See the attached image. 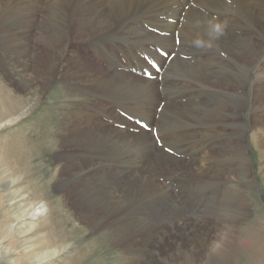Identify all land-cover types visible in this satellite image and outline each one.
I'll list each match as a JSON object with an SVG mask.
<instances>
[{
  "label": "rangeland",
  "instance_id": "obj_1",
  "mask_svg": "<svg viewBox=\"0 0 264 264\" xmlns=\"http://www.w3.org/2000/svg\"><path fill=\"white\" fill-rule=\"evenodd\" d=\"M12 4L13 7L9 8L8 12L9 11L16 12L15 15L16 18L22 13L24 14L25 17L26 15L28 18L31 16L30 17L31 21H33L31 25L33 28L31 34H33V32L36 34L37 31L39 30L38 27L39 21L41 22L44 15L43 11L41 10L43 4L42 0H29V1L15 0ZM17 7H19V9ZM0 10H5V9L3 8ZM30 12L31 14H29ZM19 33L28 35L27 29L24 26H22V29L19 30ZM44 34L40 36V39L43 40L45 39ZM151 35L154 37V39H156L155 38L156 35L150 32V37ZM69 36L72 37L73 40H77L75 37L76 31L73 30L72 32H70ZM140 41L141 43H137L132 47L128 46L126 43L118 44L116 47L109 49L111 50L110 53L114 58L116 57V59H119V57L125 55H127L126 57H131V58L135 56L143 58L142 55H146V54L142 52V47L145 48L143 45L148 40L141 39ZM74 42L75 41L70 43L66 42V44L68 43L67 45L69 46V52L71 54H77L81 58L84 57L83 59L84 61L81 60V62L82 63L87 62L88 64H90L91 67H88L89 69L93 67L92 68L93 71H95L96 70L95 68H97L99 70L101 69L102 71L107 72V74H111L112 76L111 79L112 80L114 79L115 81L114 83H112L114 84L115 88H111V89L108 88L106 94L107 95L109 94L108 95L109 97H103V99L101 100L88 95L90 83L84 82V80L86 79L84 78L83 80L82 77L79 78L80 79L79 81H76L74 80V78L71 77L70 73H67L66 71L67 67H69L68 69L71 70L72 63L71 64L69 63V60L66 57V55H62L63 54V45H62L63 43H62L58 45L59 47L57 46L56 48L58 55L61 54L60 57L58 56L57 58L58 60L61 61L58 62L57 60L58 64L57 67L55 68L57 70L56 71L57 74L55 73L54 76L56 77L57 80L51 82L47 86V88L43 92L42 97L35 103V105L29 110V112L26 115L22 116L23 118L21 120L15 122L13 128L0 130V145L4 144L9 147L8 152L5 153L6 162L7 161L9 162L8 165L13 170V173H15V175L18 177V183L20 184L16 187L17 190L21 193H24L25 198H29V199L33 198L34 201L42 200L45 201L48 205L45 215L31 219L35 222L34 223L35 226H33V228L29 229L28 231H25L24 228H22V226L18 223L25 222L24 225L28 227L30 220L28 219L29 215L22 216L21 217L22 219L15 218L14 220V218H9L8 223L9 224L13 223V229L15 228L14 226L18 224L16 226H19V229H15V230H20V233L17 234L18 233L17 232L13 239L10 238L9 240L8 235L5 236L3 234V232H6V227H3V229L5 230L0 229V264H9L8 259H11L12 263L14 264H26L29 261V259H27L25 254L21 253L22 239L27 235L31 236L32 243L36 244L37 247L36 249L42 250L41 252L45 250L41 249V246H37L40 242H43L47 247L56 246V248L60 250L57 253L43 259L39 263H34V264H120L122 259L125 258L129 259L127 257L128 255L129 257H131V260L133 259V257L134 258L136 257V260L134 262L135 263L137 262L138 264L139 263L140 264H199L200 263L199 259H202L203 262L204 260H207L208 257L211 256V255L208 256L207 253H209V251L212 250V247L214 246V244H216V242L219 241L223 242L224 240L225 241L223 244L228 245L229 243H231L236 246V248L234 249L235 255L232 257L233 260L231 259L229 264H264V182L262 180L264 179V150L261 149L263 158H260V156L256 152V149L252 146L251 142L248 141L246 142L245 138L239 140L238 147L239 148L241 147L240 148L241 151L243 150V152H247V156H249L250 158L251 161L250 169L252 171L251 179H253L255 185L253 184L254 188H252L250 192H248L249 195L246 196L245 198L246 201H244L245 199L240 198L241 196L238 193V191L235 200L233 201L232 198L231 200H229L230 194L227 192L231 191L230 193H232L234 192V190H237V188L239 190L242 184L241 181L239 182V180H237V184L233 186L232 183L235 182L229 180L231 177L229 179L223 177L224 179H222L221 176L222 175L224 176L225 174L224 172H219V173L214 172L213 174L211 172L212 169L216 167L221 168L222 165L231 161L230 158L231 156L228 151L225 150L226 151L225 152L224 149L221 148L220 150L216 151L217 153L210 154V156L212 155L211 157L208 155L209 156L208 160L206 161L202 160L199 163L200 167L202 166L201 168L207 167V169H209V171L211 172V173L208 172L205 178V173L203 171L200 172L199 170H197L195 166L193 167L194 169L192 171L189 170L190 165L191 164L193 165L192 162H194L196 158L191 155V153L184 146L183 142L179 144H173L171 142V138L175 135L182 138L181 140H184L186 138V132L184 131V127L185 124H187V120L190 115L200 116L203 114H207L209 112L210 115H214L217 117L220 115V113L228 112L227 114H230L231 112L234 113L235 111H241L242 113L241 117L248 124L251 120L250 114L247 113V111H249L252 107L250 102L252 99H256V98L259 100V98L262 97V92H260L261 91L260 89L264 90L262 86L255 85L252 80V76L253 77L258 76L259 74L260 76H262L261 72L263 71L264 68V63H263L264 57L259 56V58L257 59L254 58L253 60L244 63V61L242 60L233 59L232 57H225V55L213 54V56L212 55L204 56L206 55V53L203 51L199 53L203 55L199 56L198 53H194L193 55L189 56L186 59V63H184V65L187 66H185L184 69L181 70L180 72L181 75L179 74L176 75L178 78L182 77L178 79L176 76H168L165 72L166 71L165 69H169V61L174 58L173 55L175 52H169V53L163 52L159 48L160 46H156L154 48L152 52V56L146 55L148 56L149 59H156L157 63L160 64L159 68L155 69L153 65L149 63L147 61V58L145 57L142 60L144 62L143 66L139 68L135 66L132 67L130 71L129 70L126 71L125 63L121 64L117 61H114L113 65L116 64L117 67L115 66V68H113V66L110 67V62L108 60L99 58V56H97V51H98L97 47L83 46L82 48L79 47L77 42H75L76 44ZM33 50H34L33 52L26 51L27 53L25 52L26 54L24 53L23 55L25 56L27 55L26 57H29L31 59H33L35 55H39V57L41 56L40 58L38 57L39 59H41L38 62V64H40L39 66L41 67L44 66L42 68H46L45 65L46 66L50 65L49 58H47L48 55L42 57V55L44 56L46 52L44 44L42 47V45H38L37 43V45L34 46ZM195 55L196 57H194ZM167 56L169 57L165 60L164 58ZM211 56L214 58H212ZM156 57H158V60ZM180 59L184 60L185 58H182V56H180ZM62 61L64 64L62 63ZM81 62L77 63V67H81L82 65ZM153 64L156 65V63ZM257 66H259L260 68L259 67L257 68ZM198 68H200L199 71L201 70L200 75L194 73V71ZM229 72L240 75H246L247 77H249L251 74L252 75L250 76L248 83H245V81L241 80L242 78L239 76L237 78L236 77L227 78L230 82L228 83V80L227 79L223 80L222 76L226 78ZM209 73L211 75V77L209 78V83L208 82L205 83V79L203 78ZM27 74L29 75L30 73L27 72ZM67 74L69 75V77H67L68 76ZM119 74L120 75L122 74L121 76L123 78ZM127 74H134L146 80L154 81V83L151 84L153 86L152 94L150 93L147 96L140 98V103L143 106L145 105L144 107L150 108L149 110H147L148 115L146 117L142 116V118H144L143 120L145 121L144 126L146 129H151V127H153L152 130L153 132L150 130L149 131L144 130L138 121L129 119L127 117V115H129L128 114L129 112H131L134 115L136 110L132 111L130 109L126 111L127 113L122 111L121 106L126 105L129 108H132V106H134V100L131 93H128L129 94L128 97L127 94L123 95L124 97L122 95H119L120 97H118L117 99L114 98L112 99L111 97L112 95L110 96V94L114 89H125L126 82L129 84L135 83L136 81L144 82L142 80H134V81L132 80L131 82V79L127 78ZM192 74H194V76L197 77L192 78L190 76ZM0 77L4 81L6 80L5 82L11 88L12 91L11 94L14 98L12 105H14V107L17 104H26L32 101V99L34 98L33 92L30 91L28 92V90L23 91L17 89V87L14 86L11 83V81L4 76L2 71L0 72ZM167 83H169L171 87L165 86V84ZM197 84L199 85L197 86ZM196 87L198 88L196 89ZM202 87L204 88V91ZM70 89L71 90L73 89L72 94ZM191 94H196L197 96L189 97V95ZM218 96L237 97L238 102L236 103L229 102L230 105L222 106L219 109V106L215 105V103H217V101L220 98ZM86 97L90 99L88 100V98ZM126 97L132 100H123L126 99ZM147 100H149L150 102ZM4 103H5V99L0 96V112L2 111V105H4ZM74 104H78V105L76 106ZM191 104L192 105L198 104L196 106L197 111L194 113L185 110V108H187V106ZM246 104L248 105V107L246 108H243L244 106H241ZM74 110L76 112H73ZM245 113L247 114V116ZM71 115L76 116V119L78 118V121L82 125L90 126L88 127L90 129L92 128L105 129L119 138L118 143H115L113 145L110 144L105 150L98 151L100 153L103 152L102 154H104L103 155L104 157L102 158V161H100L101 165L97 166L98 167L96 168L97 170L95 169L96 176L105 175L108 177V178L106 177L107 180V181L105 180L106 182H109V180L111 179H116V180L118 179L119 181H124L125 184L127 185H129L127 179L129 180L131 179L133 181H137V183H140L141 180H144L146 178L145 180H147V182L150 184L151 189L149 188V190L145 192L144 197L142 196L141 198L142 199L141 210L139 212L138 211L133 212L131 210H128V212H126L125 214L126 215L125 218L123 217L121 226L125 224L128 227L130 226V228L135 227L134 231H136V232L134 231L131 232L132 234L130 233L129 239L127 240L126 244L124 242H121L122 243L121 244L115 239V237L110 236L108 229L105 228L101 230H96L90 224L82 222V219H80L81 221L78 220L74 215L75 212L73 208L70 207L66 194L59 187V182L63 180V177L61 178L62 171L60 169V165L55 159L57 158V155H55V153L56 154L57 152L60 153V151L62 150V146L60 144L61 143L60 135L63 132L62 128L66 126V120L70 118ZM180 116L181 118H179ZM230 118L232 117L230 116ZM86 121H88L87 124ZM175 126L177 128H175ZM249 133L250 131L247 132V134L245 135L248 138H249ZM175 146L177 147V149L175 148ZM175 150H177V152ZM210 152L211 151L209 150V153ZM223 153L225 155H223ZM86 154L87 153L85 151H82V156L80 157L83 159L84 157L89 158L90 156L88 157V154L87 155ZM225 156L229 158L227 159ZM184 160H186V162H184ZM147 164L148 166H145ZM177 164L179 166H177ZM187 164L189 165L187 166ZM217 164L219 167L217 166ZM148 167H150V169ZM58 169L60 170L58 171ZM117 171L119 172L117 173ZM141 172L143 175L141 174ZM126 173H129L130 175ZM225 182L226 185L224 186L223 184H225ZM201 185L203 189L205 188L204 190H202ZM223 188H227V190ZM162 189L164 190L162 191ZM168 194L171 196H169ZM165 196H169L170 198L169 197L166 198ZM238 197L240 199H238ZM161 198L162 200H160ZM226 200H228V203ZM27 201L22 202L21 206H23ZM202 206L204 207L203 208L204 210L202 209ZM209 206L211 207L209 208ZM26 207L28 206H24V208ZM2 210L3 209H1L0 212H2ZM245 211H247L248 214ZM218 217H220L221 219ZM147 223L148 225H146V228H144L145 231L143 229L142 231L144 232H142L141 227ZM226 224L227 227L233 226L231 231H229L230 234L224 228V225L226 226ZM217 226L221 229H219ZM137 228H139V230ZM217 231L219 233H217ZM214 232H216L217 234ZM220 234L223 236L221 237ZM200 241L201 242L203 241L202 243L205 244L204 250H201ZM8 243H10L11 246L7 253H3V246H6ZM147 247H149L150 249ZM139 248L142 249L140 250ZM135 250L137 251L136 254L135 252H133ZM199 251L201 253L199 257L195 259L194 257L192 258L193 253ZM38 252L40 253V251ZM210 258L211 260L212 259L215 260L213 256H211ZM128 262H130V260Z\"/></svg>",
  "mask_w": 264,
  "mask_h": 264
},
{
  "label": "bare ground",
  "instance_id": "obj_2",
  "mask_svg": "<svg viewBox=\"0 0 264 264\" xmlns=\"http://www.w3.org/2000/svg\"><path fill=\"white\" fill-rule=\"evenodd\" d=\"M14 1L15 0H0V9H3V8L5 9V10H0V70L2 71L4 76L7 77L8 80H10L11 83L17 87V89L23 90V91L28 90V92L29 91L33 92L34 98L29 103L17 104L14 107V105H12L14 98L11 94V92H12L11 88L5 82L6 80L4 81L0 77V96L5 99V103H4V105H2V111L0 112V130L1 129H7V128L8 129L13 128L15 125V122L21 120L23 118L22 116L26 115L29 112V110L35 105V103L42 97L43 92L45 91L47 86L51 82L57 80L56 77L54 76L56 71H57L55 68L57 67V64H58L57 58H58V56L60 57L61 54L58 55L56 48L58 45H60L62 43H63L62 44L63 45V54L62 55H66V57L69 60V63L70 64L72 63V69L70 70V69H68L69 67L66 66L67 70L66 69L65 70L67 71V73H70L71 77L74 78V80H76V81H79L80 77H82L83 80L85 78L86 80H84V82L90 83L88 95L93 96L99 100L103 99V97H109L108 96L109 94L107 95L106 91L108 90V88L109 89L115 88L114 84H112L115 82L114 79L113 80L111 79V77H112L111 74H107V72H104L101 69L99 70V69L95 68L96 69L95 71H93V69H92L93 67L91 68L92 70L89 69L88 67H91L90 64H88L87 62H83V63L81 62V60L84 61L83 60L84 57L81 58L77 54H71L69 52V46L67 45L68 43L75 41V42H77L79 47H82V48H83V46H95L98 48L97 56H99V58H101V59L108 60L110 62V67L113 66V68H115L116 64L113 65V62L117 61L121 64L125 63L126 64V71H128V70L130 71V69L132 67L137 66L139 68V67L143 66L144 65V62L142 61L143 59L140 57H136V56L133 58L126 57L127 55L119 57V59H116V57L114 58L111 55V53H110L111 50H109V49L116 47L118 44H122V43H126L128 46L132 47L137 43H141V41H140L141 39H147L148 41H146V43L143 45L145 48L142 47V52L146 55L152 56V52L156 46H160L159 48L163 52H168V53L169 52H175L174 58L169 61V69H165L166 70L165 72L168 76H176L178 74L181 75L180 74L181 70H183L184 67L187 66V65H184V63H186V59L189 56L193 55L194 53L199 54L200 52H203V51L206 53V55H204V56H210V55L213 56V54L225 55V57H232L233 59L242 60V61H244V63L251 61L254 58L257 59V58H259V56L264 57V0H42L43 4H42L41 10L43 11L44 15H43V19L41 20V22L39 21V26H38L39 30L37 31L36 34L34 32H33V34H31V31L33 29L31 26L33 23V21H31V18H30L31 16L29 17L30 18L29 19L27 17V15L25 17L24 14L22 13L16 18L15 17L16 12H13V11L8 12V9L13 7L12 3ZM33 5H35V4H33ZM17 8L19 9V7H17ZM19 11H21V10H19ZM29 14H31V12ZM22 26H24L27 29L28 35L19 33V30L22 29ZM73 30L76 31L75 37L77 40H73V38L69 36L70 32H72ZM150 32L153 33L154 35H156L155 36L156 39H154V37L152 35L150 37ZM43 34L45 35L44 40L40 39V36ZM64 41H66L68 43L66 44V42H64ZM37 43H38V45H42V47L44 44L45 50H46V52L45 51L44 52H45V54L46 53L47 54L46 55L44 54V56L42 55V57H45L48 55L47 58H49V62H50L51 66L45 65L46 68H42L44 66H42V67L39 66L40 64H38V62L41 60V59H39L41 57V56L39 57V55H35L33 57V59L26 57L27 55L26 56L23 55L26 51L27 52H30V51L33 52L34 46H36ZM33 54H35V53H33ZM202 55L203 54H199V56H202ZM180 56H182V58H185V59L184 60L180 59ZM194 57H196V55ZM156 58L158 60V57H156ZM212 58H214V57H212ZM61 59H62V57H61ZM209 59H211V58H209ZM221 59H222V57H221ZM149 60L152 63H155L153 61L154 59H149ZM204 60H205V58H204ZM59 61H61V60H58V62ZM79 62H81V64H82L81 67H77V63H79ZM209 62H212V61H209ZM62 63H63V61H62ZM203 63H204V61H203ZM213 65H215V64H213ZM60 67H62V66H60ZM203 67H205V66H203ZM258 67L259 66H257V68ZM83 68H84V70H83ZM146 69H148V68H146ZM199 69L200 68L196 69L194 71V73L200 75L201 70L199 71ZM89 70L92 72H90ZM256 71H258V70H256ZM27 72H29L30 74L28 75ZM212 73H214V72H212ZM223 73H225V72H223ZM261 73H262V76H260V74L258 76H254V77L252 76V80H253V83L255 85H259V86H262L264 88V68H263V71ZM190 76L192 78L197 77V76H194V74H192ZM238 76L241 77L242 78L241 80L245 81V83L249 82V79H250L249 75H248L249 77H247L246 75L235 74L232 72H229L227 74L226 78H224L222 76V79L226 80L227 78H233V77L237 78ZM67 77H69V75ZM121 77H119V78H121ZM210 77H211L210 73L207 74L206 76H204L203 79H205V83H207V82L209 83ZM213 77H216V76H213ZM127 78L131 79V82H132V80L133 81L134 80H142L144 82H141V81L137 82L136 81L135 83H132V84L131 83L129 84L126 82L125 83L126 84L125 89H114L113 91L111 90L112 93L110 94V96L112 95L111 96L112 99L113 98L117 99L118 97H120L119 95L123 96V95L127 94V97H128L129 96L128 93H131L133 96V100H134V106H132V108H129L126 105L121 106L122 111L126 112L130 109L132 111L138 110L141 117L142 116L146 117L148 115L147 110H149L150 108L144 107L145 105L143 106L140 103V98L145 97L150 93L152 94L153 86L151 84H153L154 81L146 80V79L141 78L139 76H136L134 74H127ZM180 78H182V77H180ZM180 78H178V79H180ZM197 80H198V78H197ZM122 81H124V80H122ZM125 81H127V80H125ZM64 82H66V81H64ZM193 83H195V82H193ZM228 83H230L229 80H228ZM9 85H11V84H9ZM121 85H123V84H121ZM187 85H188V82H187ZM198 85L199 84H197V86ZM227 85H230V84H227ZM165 86L171 87L169 83L165 84ZM189 86H190V84H189ZM173 88H175V87H173ZM197 88L198 87H196V89ZM84 89H86V88H84ZM190 89H192V88H190ZM208 89H209V87H208ZM260 90H261L260 92H262V97L259 98V100L257 98L252 99L250 102L252 107L249 111H247V113L250 114L251 120L248 124L241 117V114H242L241 111H235L234 113L229 112L230 114H227L228 112L227 113H220V115L217 117L214 115H210L209 112L207 114H203L200 116L190 115L188 117L187 124H185V127H184V131L186 132V138L184 140H181L182 138H180L177 135H175L171 138V142L173 144H179V143L183 142L184 146L191 153V155L196 158L194 160V162H192L193 165L192 164L190 165L189 170L192 171L194 169L193 167L195 166V168L197 170H199L200 172L203 171L205 173V178L207 176L206 174L210 171H209V169H207V167L201 168L202 166L200 167L199 163L202 160H204V161L208 160L210 154L217 153L216 151L220 150L221 148H223L224 151L226 150L230 153V156H231L230 162L225 163L224 165H222L221 168L216 167V168L212 169V171H211L212 174L214 172H217V173L224 172L225 173L224 176L223 175L222 176L219 175V176H221L222 179H224L223 177H226L228 179L231 177L229 180L235 182V183H232L233 186H235L237 184V180H239V182L241 181L242 184L239 183V184H241V188L239 187L240 188L239 190L237 188V190H234V192H232V193H230L231 191L228 190L229 192H227V193L230 194L229 200H231V198L233 201L235 200L237 191L241 196L240 198L245 199L246 196L249 195L248 192H250V190L252 188H254L253 184L255 185V182H253V179H251V177H252L251 172L252 171L250 169L251 168L250 158H249V156H247V152H243V150L241 151V149H240L241 147L240 148L238 147L239 140L245 138L246 142L247 141L251 142L252 146L256 149L257 154L260 156V158H263L262 153H261V149L264 150V90L263 89H260ZM72 91H73V89L71 90V94H72ZM203 91H204V88H203ZM207 92H209V91H207ZM24 93H26V92H24ZM75 93H77V92H75ZM256 93H258V92H256ZM177 94H179V93H177ZM252 95H253V93H252ZM113 96H115V97H113ZM196 96H197L196 94L189 95V97H196ZM127 97H126V99H123V100H132V99H129ZM168 97H169V95H168ZM218 97H220V96H218ZM86 98H88V97H86ZM203 98H205V97H203ZM89 99L90 98H88V100ZM147 101H149V100H147ZM143 102H144V100H143ZM229 102H235L236 103V102H238V98L237 97H231V96L230 97H223L222 96L219 98L217 103H215V105H218L219 109H220V107H222V106L230 105ZM188 103H190V102H188ZM193 103H195V102H193ZM198 104L188 105L187 108H185V110H188L189 112L194 113L197 111L196 106ZM74 105L77 106L78 104H74ZM177 105H179V104H177ZM101 106H102V104H101ZM241 106H244L243 108L248 107L247 104L241 105ZM170 107H172V106H170ZM75 109H76V107H75ZM84 110H86V109H84ZM73 112H76V111L74 110ZM91 113H94V112H91ZM134 115H135V113H134ZM91 116H93V115H91ZM230 116L232 118H230ZM246 116H247V114H246ZM179 118H181V116ZM81 120H83V119H81ZM88 121H86V124ZM175 123H177V122H175ZM181 124H182V122H181ZM88 125H89V123H88ZM88 127H90V126L82 125L78 121V118L76 119V116L71 115V117L66 120V126L64 128H62L63 132L60 135L61 139L59 138L60 142H61L60 144L62 146V150L60 151V153L59 152H57V154L55 153V155H57V158H55V159L57 160L58 164L60 165V169L62 171L61 178L63 177V180H61L59 182V187L66 194L67 199H68L69 204H70V207L73 208V210L75 212L74 215L76 216V218L78 220L82 219V222L90 224L96 230H101V229L106 228V229H108L110 236L115 237V239L119 243L124 242L126 244L127 240L129 239L130 233L134 231L135 227L130 228V226L128 227L125 224H123V226H121L122 225L121 222L123 220V217L125 218V216H126L125 214H126V212H128V210H131L133 212H135V211L139 212L141 210V200H142L141 198H142V196L144 197L145 192L149 190L150 184L147 182V180H145L146 178L144 179L145 181L141 180L140 183H137V181H133L131 179L130 180L127 179V181L129 182V185H127V184H125L124 181H119L118 179L117 180L111 179V180H109V182H106L107 176H105L104 174H103L104 176H96V170H97L96 168H98L97 166L101 165L100 161H102V158L104 157L103 156L104 154H102L103 152L100 153L98 151L105 150L108 147V145H110V144L113 145L115 143H118L119 138L116 137L115 135L111 134L110 132H108L105 129H98V128L90 129ZM104 128H105V125H104ZM175 128H177V127L175 126ZM249 131H250V133H249V138H248L245 135ZM114 133H116V132H114ZM132 134H133V132H132ZM56 137H58V136H56ZM132 137H134V136H132ZM153 138H155V137H153ZM135 139H136V137H135ZM237 141H238V143H237ZM175 148L177 149L176 146H175ZM8 150H9L8 146H6L4 144L0 145V210L3 209L2 212H0V229L2 230L3 227H6V232H3V234L5 236L8 235V239L10 240V238L13 239L15 237L17 232H18L17 234L20 233V230H15V229H19V226H16V225L20 224L22 226V228H24L25 231L32 229L33 226H35V224H34L35 222L31 219L35 218V217L37 218L38 216L41 217V216L45 215V212L47 211L48 205L45 201H42V200L34 201L33 198H30V199L25 198L24 193H21L17 190L16 187L18 185H20L18 183V177L15 175V173H13V170L8 165L9 162L8 161L6 162L5 153H7ZM209 150L211 151L210 153H209ZM82 151H85L88 154V157L89 156L90 157L89 158L84 157V159L81 158L80 156H82ZM175 151L177 152V150H175ZM244 151H245V149H244ZM119 152H121V151H119ZM74 155H75V157H74ZM223 155H225V154L223 153ZM136 158H137V156H136ZM222 158H223V156H222ZM142 159H144V158H142ZM146 159H147V157H146ZM218 159H216V160H218ZM220 160H222V159H220ZM189 161H191V160H189ZM153 162H155V161H153ZM184 162H186V160H184ZM141 164H144V163H141ZM207 164H205V165H207ZM188 165L189 164H187V166ZM107 166H110V165H107ZM145 166H148V164ZM177 166H179V165L177 164ZM217 166H218V164H217ZM213 167H214V164H213ZM148 168L150 169V167H148ZM60 169H58V171ZM160 169H162V168H160ZM156 170H158V169H156ZM118 172L119 171H117V173ZM193 172H195V171H193ZM126 174H129V173H126ZM141 174H142V172H141ZM95 177H97V178H95ZM217 180H220V179H217ZM262 180L264 182V179H262ZM226 181H228V180H226ZM198 183H200V182H198ZM109 184H111V185H109ZM193 185H194V183H193ZM203 185H205V184H203ZM223 185L225 186L226 182ZM230 185H231V183H230ZM201 187H202V185H201ZM232 187H230V188H232ZM192 188H193V186H192ZM199 188H200V186H199ZM227 188H223V189L227 190ZM204 189L202 187V190H204ZM233 189H235V188H233ZM163 190L164 189H162V191ZM169 196H171V195H169ZM169 196H165V197L168 198ZM64 197H65V195H64ZM240 198L238 197V199H240ZM247 198H249V197H247ZM160 200H162V198ZM24 201H27V202L23 206H21V203ZM226 201L228 203V200H226ZM244 201H246V199ZM242 203H244V202H242ZM24 206H28V207L24 208ZM203 206H202V209L204 208ZM216 206H218V205H216ZM210 207L211 206H209V208ZM235 208H234V210H235ZM245 212H247V211H245ZM235 213H236V211H235ZM247 214H248V212H247ZM25 215H29L28 219H30V220H29L28 227H26L24 225L25 222L24 223L19 222L18 224H16L14 226L15 228L13 229V223H10V224L8 223L9 218H14V220H15V218L18 219V218H21L22 216H25ZM221 217H222V215H221ZM233 217H231V218H233ZM218 218H220V217H218ZM172 220H173V218H172ZM202 221H204V220H202ZM146 225H148V223L141 227L142 228L141 231L144 228H146ZM232 227L231 226L227 227V224H226V226L224 225V228L227 232L231 231ZM137 229L139 230V228H137ZM219 229H221V228H219ZM3 230H5V229H3ZM144 231H145V229H144ZM144 231H142V232H144ZM134 232H136V231H134ZM214 233H216V232H214ZM217 233H219V232L217 231ZM156 234H157V232H156ZM229 234H230V232H229ZM222 236L223 235H221V237ZM164 239H166V238H164ZM224 241L223 242H220V241L216 242V244H214V246L212 247V250L211 251L208 250L209 251V253H207L208 256L209 255L213 256L215 258V260H213V259L211 260V258H210L211 256L210 257L207 256L208 257L207 260H204L202 262V259H199L200 263L199 262L198 263L199 264H229L232 257L235 255L234 249L236 248V246L234 244H231V243H229L228 245H225V244H223ZM202 242L200 241L201 250H204L205 244H203ZM226 243H227V241H226ZM118 245H117V247H118ZM130 245H132V244H130ZM10 246H11L10 243H8L6 246H3V253H7ZM37 246H41V249H43L45 251L41 252L42 250L36 249L37 248L36 244L32 243V239H31L30 235L23 237L21 253H24L25 256L27 257V259H29V261L26 264L39 263L43 259H45V258L57 253L58 251H60L58 248H56V246L47 247L43 242H40ZM147 248H149V247H147ZM31 249H34V250H31ZM38 251H40V253ZM131 251H132V249H131ZM133 252H135V254H136L137 251L135 250ZM222 253H224V254H222ZM200 254H201L200 251L194 252L192 258L193 257H194V259L198 258ZM127 257L129 259H126V258L122 259L120 264H138L137 262L136 263L134 262L136 260V257L135 258L133 257L132 260H131V257H129V255ZM129 260H130V262H128ZM190 260H191V258H190ZM8 261H9V264H14V263H12L11 259H8Z\"/></svg>",
  "mask_w": 264,
  "mask_h": 264
}]
</instances>
